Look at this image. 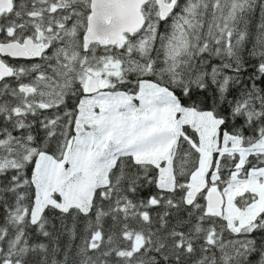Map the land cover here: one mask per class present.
Returning <instances> with one entry per match:
<instances>
[{
    "label": "snow or ice",
    "instance_id": "1",
    "mask_svg": "<svg viewBox=\"0 0 264 264\" xmlns=\"http://www.w3.org/2000/svg\"><path fill=\"white\" fill-rule=\"evenodd\" d=\"M0 264H264V0H0Z\"/></svg>",
    "mask_w": 264,
    "mask_h": 264
},
{
    "label": "trees",
    "instance_id": "2",
    "mask_svg": "<svg viewBox=\"0 0 264 264\" xmlns=\"http://www.w3.org/2000/svg\"><path fill=\"white\" fill-rule=\"evenodd\" d=\"M69 223H70V221H69Z\"/></svg>",
    "mask_w": 264,
    "mask_h": 264
}]
</instances>
